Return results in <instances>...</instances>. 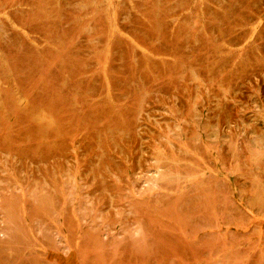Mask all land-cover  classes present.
<instances>
[{
    "label": "rangeland",
    "instance_id": "1",
    "mask_svg": "<svg viewBox=\"0 0 264 264\" xmlns=\"http://www.w3.org/2000/svg\"><path fill=\"white\" fill-rule=\"evenodd\" d=\"M0 264H264V0H0Z\"/></svg>",
    "mask_w": 264,
    "mask_h": 264
}]
</instances>
